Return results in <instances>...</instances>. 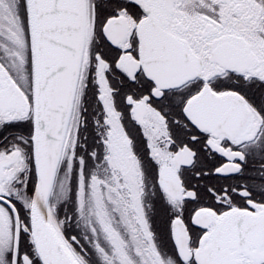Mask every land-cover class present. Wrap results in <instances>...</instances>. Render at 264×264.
Here are the masks:
<instances>
[{"label":"snow or ice","instance_id":"obj_1","mask_svg":"<svg viewBox=\"0 0 264 264\" xmlns=\"http://www.w3.org/2000/svg\"><path fill=\"white\" fill-rule=\"evenodd\" d=\"M0 264H264V0H0Z\"/></svg>","mask_w":264,"mask_h":264}]
</instances>
